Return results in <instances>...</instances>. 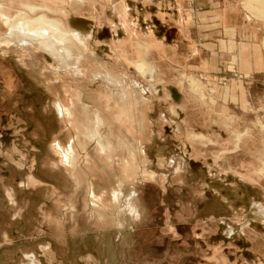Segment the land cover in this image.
<instances>
[{"label": "rangeland", "instance_id": "374dc122", "mask_svg": "<svg viewBox=\"0 0 264 264\" xmlns=\"http://www.w3.org/2000/svg\"><path fill=\"white\" fill-rule=\"evenodd\" d=\"M213 2L0 0L84 36L0 43V264H264V70L199 77L183 37L224 2L264 46V0Z\"/></svg>", "mask_w": 264, "mask_h": 264}, {"label": "crops", "instance_id": "0c3cea01", "mask_svg": "<svg viewBox=\"0 0 264 264\" xmlns=\"http://www.w3.org/2000/svg\"><path fill=\"white\" fill-rule=\"evenodd\" d=\"M210 2L213 0H209ZM212 6H209L210 9L198 13L194 34L188 36L185 32L183 33L184 41H188V46L192 49V57L194 54L197 56L198 48L206 50L205 58L202 59L198 56L197 62L192 60V63L196 65L195 70L200 72L199 77H202L203 72L209 78L224 73L231 77L244 79L263 72L264 46L259 26L253 23L247 15L243 17L239 9L233 10L232 15L235 18L231 21L227 3L223 2L222 8L218 10L215 9V4ZM165 30L170 32L172 29ZM158 43H161L159 46H164L167 49L173 47L160 40ZM174 63L180 64V62ZM210 72L211 75H209ZM147 252L145 258H141L145 264H190L192 259L197 260L196 257L190 255L193 253L179 255L177 259H170L162 254Z\"/></svg>", "mask_w": 264, "mask_h": 264}, {"label": "bare ground", "instance_id": "6f19581e", "mask_svg": "<svg viewBox=\"0 0 264 264\" xmlns=\"http://www.w3.org/2000/svg\"><path fill=\"white\" fill-rule=\"evenodd\" d=\"M21 7L25 8L27 13L19 12L11 17L3 13L0 5V21L7 27V33L0 35L1 44L30 45L46 52L52 60L65 68L71 67V61L78 62L79 56H76L75 52L77 47L84 45L83 35L81 37L79 32L72 30L67 33L58 22L49 20L45 16L34 18L33 16L39 11L34 6L22 4ZM91 139L95 140L96 136L93 135ZM98 145L100 147L99 142ZM100 150L104 153L106 149L101 147Z\"/></svg>", "mask_w": 264, "mask_h": 264}]
</instances>
